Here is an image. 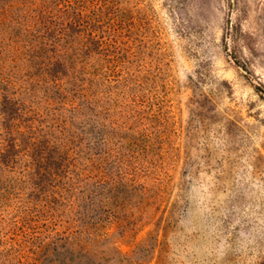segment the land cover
<instances>
[{"label":"rangeland","instance_id":"374dc122","mask_svg":"<svg viewBox=\"0 0 264 264\" xmlns=\"http://www.w3.org/2000/svg\"><path fill=\"white\" fill-rule=\"evenodd\" d=\"M79 258L264 264V0H0V264Z\"/></svg>","mask_w":264,"mask_h":264},{"label":"trees","instance_id":"16d2710c","mask_svg":"<svg viewBox=\"0 0 264 264\" xmlns=\"http://www.w3.org/2000/svg\"><path fill=\"white\" fill-rule=\"evenodd\" d=\"M78 261H80V264H85L86 262H87V264H102V263L88 262L85 260H81L80 258L78 259Z\"/></svg>","mask_w":264,"mask_h":264}]
</instances>
